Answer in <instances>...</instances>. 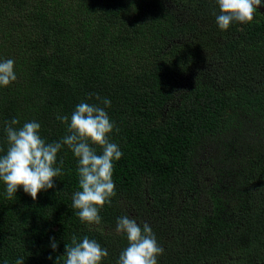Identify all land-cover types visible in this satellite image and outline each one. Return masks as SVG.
<instances>
[{
	"label": "trees",
	"instance_id": "trees-1",
	"mask_svg": "<svg viewBox=\"0 0 264 264\" xmlns=\"http://www.w3.org/2000/svg\"><path fill=\"white\" fill-rule=\"evenodd\" d=\"M191 6L182 48L166 36L181 27L163 0H0V61L12 59L17 77L0 87V156L8 148L7 122H38L46 143L60 142L67 125L56 117L70 118L81 101L100 104L96 96L111 101L108 138L123 154L99 225L82 223L72 207L78 163L66 145L55 165L63 161L62 175L35 201L22 188L8 199L0 181V264L20 257L24 264H64L73 236L107 249L101 264H117L128 242L105 228L136 200L149 205L150 217L138 224L150 225L164 249L158 264L264 263V157L254 149L264 145V14L257 10L251 23L221 31L215 0ZM198 64L203 74L192 69ZM189 72L194 84L183 87ZM238 112L263 122L257 138L244 137L248 143L229 138ZM224 132L227 157H240L230 172L242 198L220 201L227 222L215 228L209 222L217 210L204 184L210 169L201 168L200 185L192 158L200 136Z\"/></svg>",
	"mask_w": 264,
	"mask_h": 264
},
{
	"label": "clouds",
	"instance_id": "clouds-1",
	"mask_svg": "<svg viewBox=\"0 0 264 264\" xmlns=\"http://www.w3.org/2000/svg\"><path fill=\"white\" fill-rule=\"evenodd\" d=\"M215 3L219 9V14L213 12L218 29L227 31L233 22L251 23L262 0H215ZM16 79L14 61H0V87H8ZM96 99L103 107L81 101L70 118L67 115L56 117L67 125L68 134L60 142L46 143L39 135L38 122H26L19 128L14 127L19 124L18 119L7 122L8 148L6 154L0 156V181L6 185L8 199L22 188L35 201L41 191L54 188V178L62 175L63 165L61 160V167L55 166L57 154L66 145L78 163L80 190L72 196V207L78 210L82 223H101L99 211L106 203L111 204L115 195L114 162L123 154L108 138L114 129L106 111L111 101L99 96ZM94 146L101 149L100 154ZM115 232L128 242L117 264H158L157 257L164 253V249L158 244L150 225L143 223L141 227L134 218L124 215L117 218ZM50 246L55 251L58 244L53 239ZM107 256V249L95 240L85 236L78 242L73 236L71 246L65 245L64 264H101ZM15 264H24V258H18Z\"/></svg>",
	"mask_w": 264,
	"mask_h": 264
},
{
	"label": "rangeland",
	"instance_id": "rangeland-1",
	"mask_svg": "<svg viewBox=\"0 0 264 264\" xmlns=\"http://www.w3.org/2000/svg\"><path fill=\"white\" fill-rule=\"evenodd\" d=\"M165 5L170 10L175 23L177 26L180 25L181 29L179 31H174V33H169L167 38H169L174 44L181 42V47L186 48L188 45V34L186 33V29L183 27L190 22V18L193 17L192 12V3L195 0H163ZM163 42L167 40L165 36H162ZM167 43L170 41L168 40ZM167 46V49L169 48ZM166 48V47H165ZM199 64L196 66V69L192 68L195 71H201V74L204 73V67L201 66L199 68ZM194 72H189L182 81L183 87H188L194 84L193 78L195 77ZM238 111V110H237ZM240 111V110H239ZM231 122V130L233 131V135L230 136V139L237 138V141L241 140L242 143H248L244 139L247 135L252 134L257 138L260 134L261 128L263 127L262 120H259L257 117L253 115H240L239 112L232 119ZM241 136H239L238 135ZM226 133L213 134L203 136L198 141H196L194 145V153L192 158V169L194 171V176L200 182L201 185V168L210 169V173L205 177L204 184L208 189V193L214 198L215 209L217 210V214L214 217V222H209V225L212 226L214 224L215 228L218 226H225L227 222V218L225 214L219 208L220 201H225L224 203H229L231 200L241 199L242 196L239 192V189L233 187L235 183L236 176L231 174V170H235L237 163L240 160V157L235 156L233 159L227 157L228 148L227 146L230 143L226 142L227 139ZM263 143V142H261ZM257 152L262 153L264 157V145L257 144L254 148ZM238 168V167H237ZM220 175V177L218 176ZM203 175V174H202ZM217 177L221 179L218 182V185L213 188V182L216 181ZM230 191V192H229ZM223 203V204H224ZM217 205V208H216ZM234 210L231 209L228 213L229 218L232 219L234 215ZM149 205L146 202H143L142 205L136 204L132 206L130 209H124L122 216L127 215L129 218H134L137 223L146 221L150 215L148 213ZM121 217V216H120ZM117 220L110 226L105 228L106 233H116Z\"/></svg>",
	"mask_w": 264,
	"mask_h": 264
},
{
	"label": "water",
	"instance_id": "water-1",
	"mask_svg": "<svg viewBox=\"0 0 264 264\" xmlns=\"http://www.w3.org/2000/svg\"><path fill=\"white\" fill-rule=\"evenodd\" d=\"M261 14H264V5L261 4V6L257 9ZM255 264H264V263H255Z\"/></svg>",
	"mask_w": 264,
	"mask_h": 264
}]
</instances>
